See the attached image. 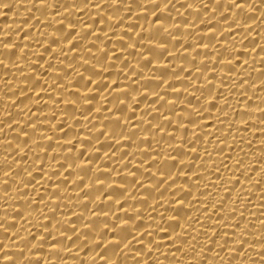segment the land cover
Segmentation results:
<instances>
[{"label":"bare ground","instance_id":"obj_1","mask_svg":"<svg viewBox=\"0 0 264 264\" xmlns=\"http://www.w3.org/2000/svg\"><path fill=\"white\" fill-rule=\"evenodd\" d=\"M0 264H264V0H0Z\"/></svg>","mask_w":264,"mask_h":264}]
</instances>
